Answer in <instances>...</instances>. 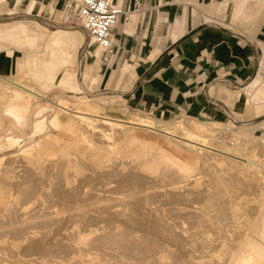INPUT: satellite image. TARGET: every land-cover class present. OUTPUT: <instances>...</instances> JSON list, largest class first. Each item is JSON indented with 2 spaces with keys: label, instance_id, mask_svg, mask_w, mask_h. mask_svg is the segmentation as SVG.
<instances>
[{
  "label": "rangeland",
  "instance_id": "obj_1",
  "mask_svg": "<svg viewBox=\"0 0 264 264\" xmlns=\"http://www.w3.org/2000/svg\"><path fill=\"white\" fill-rule=\"evenodd\" d=\"M28 1L29 0H21V2L17 3L14 2V0H5L4 2H2L0 5V28L3 29L10 28L11 26L16 25L18 23H24L29 27V29L34 31L36 34L40 36L43 35L45 39L48 38L52 30L58 28H64L68 30H80L85 34V32L83 31V29L79 24L75 22L73 23L65 22L63 17L65 10L67 8L68 10L69 8H71L72 10L76 8L77 0H38L39 3L36 5L33 12L31 11L30 13L27 9ZM178 1L179 4H182L179 6L180 8L183 5L186 6V8H184V12L182 9L183 14L185 15L184 17L185 26L194 25V24L202 25L204 23L212 22L213 17H206V16L203 17L202 15L204 8L205 10L208 11L209 8L208 5H210L209 11L212 16L221 14L222 18L224 16V18H226L229 22H231V24L222 23L226 26L230 25L232 28H235L234 26L241 24L245 18L249 19L248 17L249 14H248L247 16H245V18L232 21L228 10L220 11L215 8L218 2H227L228 4L234 5L236 0H210V3L207 2L205 7L202 3L203 0L200 1L178 0ZM168 2L173 3L171 1ZM42 3H44V5L50 8L53 7L52 8L53 12L49 13L47 10H43L41 12L40 8H42ZM191 7L195 9V12L192 14L191 12H189ZM250 21L248 20L247 23H249ZM212 23L219 24L214 21ZM118 43L119 42H113L112 46L100 52V55L98 56L95 55L97 49L99 47L104 48V46H101L98 42L92 43L91 39L88 38L86 35L85 44L82 48H79L75 62L70 63L67 66V69L70 70L71 72L72 71L77 72V79L80 83L81 88L83 89V93L72 92L70 89L60 86L56 82H50L48 86H44L45 80L38 78L34 73L30 71L29 67L19 68L18 66L15 65V62L13 61L11 66L4 69L2 64L0 63V76L11 78L14 80L19 79L20 81H23V83L26 85L25 88L28 89V91L22 90V92L25 94L23 95L28 96V98L31 95L30 97L31 103L30 104L28 103L30 107H28V109L26 110L23 109L24 111H22L21 109L23 113L21 112L20 113L23 114V116L21 115L20 119L22 118V120L18 121L19 123L24 121L27 123L25 122L21 123V125L18 128L16 126L14 127L12 123H10V121L11 122L13 121L14 117L13 116L10 117L7 114H6L7 116L5 117V113L3 110V108H6L11 105L12 103V99H10L11 97L14 100V97L12 96L13 92L12 90H10L12 88L10 87L6 88L7 86H4L0 81V101H1L0 107L1 106L3 107L0 108L3 111L2 112L0 110V112L2 113V114L0 113V118L2 117L0 119V135L2 136L5 134L12 135L13 133V135H19L18 137H20L22 140L21 143H19L17 146L16 145L13 147L4 146L0 148V201H2L0 202V264L2 262H4L3 264L6 263L21 264L22 262H23L22 264H83L82 261L85 260L84 258L87 257H91V258L94 257L93 261L95 262H96L95 259L97 258L98 260L97 262H99L100 264H105V263L106 264L107 263L108 264H115V263L116 264H229L230 261L228 259H231V255H232L231 252H233L232 249H234L233 244H237L236 242L241 241L239 237L243 236V239H245V237H248V239L252 238L254 239L255 242L257 243L260 242L259 244H261V242L263 241L261 239H260L261 241L258 240L259 237H257L256 235L254 236L252 233H250L249 227L246 228V226L249 225V224L247 225L246 221L248 220V223L253 221L254 217L256 216L257 209L259 210V208L262 205L261 203H263L262 191L260 188L258 187L256 188V186L255 188H253L254 185L253 186L249 185L250 184L249 182H248V186H251L252 188L248 187L246 185L247 184L246 181L242 182L244 179L241 178L242 179L241 180L240 176L238 175L237 176L239 177V179H237L235 177L236 174L233 173L234 170L230 171L226 168L222 169L221 167L216 166L219 168L218 170L221 169L220 171L224 172V173L219 172L222 173V176L224 174L221 180L224 181L223 182L218 181L221 182V184H218L217 182V185L219 187L216 188L215 186L216 184L214 182H216L217 180L214 181L215 178L213 175L215 173H213L212 170H210L209 167L205 165L203 168L197 169V171L202 172L200 176L203 178L202 180L200 179V181L197 182L199 183V185L195 184L196 185L195 186L193 185V183L195 182H193L191 183L192 185L191 184L189 185L190 187L192 186V188L188 187L189 188L187 189L188 191H184L186 190L185 186L186 187L188 186L186 184L187 182L185 183L182 182L181 181L182 179L178 176L176 171H174V173L172 172L165 173L164 176L162 175L161 177H160L161 173L160 174L157 173V176H155L154 175L155 173H152L153 171L151 172L149 169L146 168L144 169L147 171L146 172L140 166H137L138 164H136L135 162L132 163L133 161L131 160L132 161L131 162L129 160L131 158H123V162H124L123 164V162L121 161L122 153L118 154L117 155L118 157L116 159L117 161L120 160L119 162L121 163L114 161V162H110L111 164L110 163H106L107 165L102 164L104 167H102V165L99 166V163L92 162L89 158H86L87 157L86 155L88 153L87 152L85 153L82 144L74 143V141H76L75 140L76 137L73 134L61 130L62 126H60L61 128L60 127L56 128L55 126L50 125V120L54 117V115L58 111L57 108L55 107L56 101L58 102L61 99H64L67 100L70 104L76 105L79 104L81 100H86L88 101V103L98 104L103 110V113L115 115L125 120H129L134 116H139V117H152L157 121L167 124L168 123L175 124L177 121H182L186 125L191 121L199 122L202 124H209L207 128L208 129L210 128L211 131L213 132V134L211 133L212 137L215 139L216 144L218 143L217 145L219 147L220 146L224 147L225 144H226L225 146L234 147L236 146L235 144L241 143L240 150L242 151L243 154L246 155H249L250 153L253 154L254 153L253 150H255L253 147L257 146L256 147L257 153L263 155V147L261 144L260 137L264 136V107L261 108L260 110H256L255 108H250L247 106L248 112L250 113L248 114V116L253 117V115L263 114L261 117L254 118V120L249 122H246V120H244L246 117L245 115L231 110H228V112H226L228 118L224 120L223 118L219 117L218 113L214 114L210 111L201 112L198 115H193L188 111V109L185 106H181L176 109L173 108L172 106L171 110L165 109L166 107L165 105L161 106L162 107L161 110H159V108H152L151 110H140L138 108L131 107L130 103H132L133 100L132 102H130V96L133 95L134 91L137 89L138 85L140 84V79H138V77L136 79H133L130 76V74L127 73L125 77H122V79L116 82L117 80L116 78L112 80L108 78L103 80V75L107 72L108 69H110L112 71L113 70L116 71L115 77L118 78V76L121 74V68L126 63L133 65L138 70L141 66L145 65L143 64L144 58L136 57V56L125 58L124 54L127 53V50L124 51L122 47H118ZM129 45L130 43H128V46ZM146 45L147 47H149L148 42H146ZM40 51H41L40 58L46 60L50 59L49 52L44 50L42 46H40ZM2 53H3V48L1 49L0 55ZM262 57L259 59L258 62V71ZM90 69H95L98 71V73L100 74V77L98 78L99 82L92 84L89 81H85L83 79L85 72ZM257 74L258 72L254 76V78L257 76ZM252 80H250L248 84ZM248 84H246V86ZM1 89L2 90L4 89V91L2 92ZM235 89L237 91L240 90V88H235ZM200 90L204 94L205 93L207 95L210 94L207 86L201 87ZM29 91L34 92V94L43 93L45 94V96L37 99L35 98L33 93L30 94ZM237 91L234 94H237ZM5 101L7 102L9 101V102L6 103ZM14 103L16 102L13 101V104ZM213 104L215 106L218 105L217 103H213ZM41 105L47 106V108L45 112L41 116H39L36 111V108L38 106L42 107ZM126 109L129 112H126ZM24 113H27V116ZM129 113L132 114V117H130ZM42 116L47 118L46 127L44 126L42 131H36L34 128V123L38 118H41ZM8 117H10L12 120L10 118L8 119ZM14 121L17 124H19L16 120ZM8 132H10L11 134ZM137 133L138 136L140 137V142L144 144L146 147L148 144V147L147 148L145 147V149L146 150L148 148L152 149L151 150L152 153L156 149L160 151L163 149V151L165 152L167 151V153L172 154L173 156L177 157L182 161H189L191 163H195L197 159L200 161L199 166L208 164L215 157L209 151H208L209 153L207 154L206 153L207 151L201 150L200 152L202 154L201 153L197 154L195 150L189 149L187 147L184 148L180 147L178 151H175L172 147H169L167 145V140L161 134L153 131L137 130ZM52 134H57L59 136H62L64 137L65 141L69 140V143L71 142V145L67 144L68 147L66 146L60 147L61 149L64 148L66 151L63 149V151L60 152L59 149L58 150L55 149L54 143L48 137L49 135ZM88 134L90 139L94 141L97 140L96 139L97 135L93 134L94 136L91 138L90 135L92 136V134L91 133ZM118 135L117 138L120 137V135L119 136ZM238 138H241V140L244 142L242 143V141H240ZM46 140L48 141V143L46 142ZM50 143L51 146L53 145L54 148L48 145ZM134 143L131 146L133 147L135 145L137 146V143L135 144ZM170 143L173 144V142L171 141ZM155 146L158 148L155 149L154 148ZM197 147L199 146L197 145ZM26 148H29V150L27 152H23ZM1 151L3 154L1 153ZM151 152L148 154H151ZM33 154L35 156L31 158ZM84 155L86 157H83ZM199 157H203L204 158L203 160H205V162L209 157H211L212 159L209 158L210 160L207 161L208 163H201L203 160H201ZM68 161L70 163H68ZM67 165H69L68 168L71 165L73 167L71 168L72 170H70V168L65 169ZM114 165H116L117 168ZM121 167L122 168L124 167V169L128 172L127 175L130 176H133V174L143 175L144 176L143 178H145L144 181L143 180L140 181L141 183L138 181L137 182L138 184L133 182L135 184V185L132 184L133 186L131 184H130L131 186L129 184L125 186L122 185L119 179L120 175H118L123 173V169ZM101 168H104L103 171ZM133 169H135V171L132 172ZM65 170H69L68 176ZM105 170H107V173ZM227 170L230 172H227ZM98 171L100 173L101 172L103 173L105 171V173L103 174L101 173L102 174L101 175ZM127 172L123 173L124 177L127 176L125 175ZM142 173H144L145 175ZM256 173H257L258 181L256 180L255 181L262 182L261 179L263 178H261V176L262 177L264 176L263 174L264 169L258 168ZM210 174L212 175V179L214 178L213 180L214 182L211 180ZM67 181L70 183H68ZM117 181L119 184L117 183ZM208 181H210L211 184L208 183ZM85 182L87 183V185ZM206 183H208L210 187ZM182 186L184 188L180 189ZM214 186L217 189V192H215L216 191L215 188L213 189ZM176 187L177 188L180 187L179 188L180 190L176 189ZM193 187L195 188L197 187L196 189L198 190L192 191ZM64 189L67 191L66 195ZM211 189L213 190V193ZM109 190L112 191L115 195L109 192ZM155 190L156 192L159 191L158 192L159 194H162L163 192L166 194L168 190L169 191L174 190L175 197L179 196V195L177 196L176 193L181 192L183 199L182 197L178 198L180 200L179 201L175 197L174 198L170 197L169 196L170 192L167 193L168 195L167 197H162V199L161 198L158 199V196H156L154 199H151V197L148 196L149 193L145 194V192L147 193ZM189 190L191 191V193L193 192L195 194V197L194 195L189 196L191 193H189L188 195ZM202 190L204 191L203 193L205 194L202 193ZM78 192L79 195L82 193L80 196L78 195L79 198L77 196ZM125 192L127 195H136L137 193L138 195L141 194L143 196L142 197L140 195L141 199L145 197L147 198L148 196L149 199L145 198L144 200L146 201L142 202V204L144 203L141 207L142 210L138 209L137 211H135V214L132 212L139 219H142L143 217L147 218V216H149L148 215L149 212H152L149 210H153V214H155L158 212L160 213L161 210L173 208L174 222L168 223L169 224L168 227L170 228H168L167 230L169 231L167 232V230L164 229L163 230L164 232L159 233V232H155L150 226L148 227V224L146 225L145 223H141V225L143 224L141 226L132 223V221L129 223V219L128 221H125L127 220V218L109 217L110 215H107L108 212L107 211L105 212V210H107L106 206H109L106 204L108 203L110 204V201L113 205L116 206V208L120 206L121 207V209L119 207L120 210H125V208L127 209L128 206L126 205L125 202L108 199L107 197L110 194L113 197L114 196L119 197L120 194H122L120 196L125 197L126 196V194H124ZM185 192L189 197L184 195ZM199 192L200 194L202 193L203 195L201 194L200 196H198ZM206 192L208 194H206ZM70 193L73 195L74 198L71 197ZM117 193L119 195H116ZM4 194L8 196L7 199L6 197H4L5 196ZM69 195L70 197H68ZM91 195L93 196V198ZM75 198L78 199L76 200ZM170 198L174 199L175 202L174 200L171 202L172 199L170 200ZM222 198L223 199L226 198L225 201H223ZM81 199H83L85 202ZM176 199L178 200L177 202ZM227 199L228 200L232 199V200L231 201L229 200L230 201L229 202L227 201ZM91 200L92 202L97 201L99 203L97 205H93L91 204ZM166 201L172 203V205L170 203H166ZM229 203H231L232 206L234 204L236 205V207L233 210H236L238 215L235 214L236 212L234 213L233 210H230L231 205ZM83 204L85 206H83ZM167 204H170L171 206L170 205L168 206ZM100 207H102L103 210ZM255 208H256L255 210L256 212L254 211L255 212L254 214L253 210ZM130 210L128 208L127 211L130 213L132 211ZM102 211H104L105 213ZM146 211L148 214L145 213ZM220 212L221 213L224 212L225 214L224 217L222 216L224 221L220 216H218L219 214H221ZM232 212L234 213V216L231 214ZM74 213L76 214V216ZM250 213L254 215L252 216ZM140 214L141 215L146 214L147 216L146 217L141 216ZM79 215H83V216H79ZM97 215L101 217L97 218ZM235 215H237L238 218L235 217ZM160 218H161L160 219L161 223L163 222L165 223V220L162 219L161 215ZM234 220L235 223L232 222ZM239 222L240 223L243 222V225L238 224ZM235 224H238L241 227H238V225L235 226ZM240 229L241 230L244 229L243 231L244 233L243 234L241 233L242 235L239 234L240 232H236V234L240 235L239 237L233 235V233L235 234L234 231H239ZM224 234L227 235L226 236L227 238L224 237L225 236ZM229 238H231V241ZM233 238L234 240L236 239L237 241L235 240L234 242ZM37 242L41 243L45 249H43L42 251L36 250V252L33 251L30 253V251H28L26 247L31 246ZM83 242L88 243V246L85 247L86 249H83L82 247ZM262 244L264 243L262 242ZM27 251L28 253H26ZM29 260H31L30 263Z\"/></svg>",
  "mask_w": 264,
  "mask_h": 264
},
{
  "label": "crops",
  "instance_id": "obj_2",
  "mask_svg": "<svg viewBox=\"0 0 264 264\" xmlns=\"http://www.w3.org/2000/svg\"><path fill=\"white\" fill-rule=\"evenodd\" d=\"M114 1L125 8L134 6L137 1L144 5L142 14L133 13L128 21L119 22L114 29L113 37L114 42H119L118 47L127 50L124 54L125 58L143 57L145 65L137 70L133 65L126 63L121 68L119 79L115 77V70L108 69L103 75V80L116 78V82L127 73L133 79L137 77L140 79V84L130 96V102L133 100L130 103L131 107L140 110L152 108L161 110V106L165 105V109L171 110L172 106L175 109L185 106L193 115L210 111L214 114L218 113L224 120L228 118L226 112L231 110L245 115L246 122L263 115L248 116L250 113L247 106L256 110L264 107V0H236L234 5L218 2L215 8L220 11L228 10L232 21L245 18L249 14V19L245 18L241 24L235 25V28L222 24H231V22L224 16L222 18L221 14L212 16L209 11L210 5L208 11L203 9L202 15L213 17L212 22L219 24L210 22L185 26L183 12L186 6L180 8L182 4H179L178 0ZM14 2L19 3L21 0ZM207 2L210 3V0H203L204 7ZM38 3V0L28 1L29 13L33 12ZM40 9L41 12L43 10L53 12V9L44 3ZM189 12L192 14L195 9L191 7ZM79 31L58 28L52 30L45 39L43 35L36 34L24 23H18L10 28H0V52L3 48L0 63L4 69L11 66L13 61L19 68L29 67L31 72L40 69L48 84L56 82L72 91V88L75 85L80 86V83L77 72H71L67 66L76 60L79 48H82L86 41V35ZM49 38L52 40L50 41ZM40 46L49 52V60L40 58ZM103 50L105 49L99 47L95 55L99 56ZM99 77L97 70L90 69L85 72L83 79L95 84L99 82ZM250 80L252 81L248 84ZM203 86L208 87L210 94H204L200 90ZM79 88L82 91L79 93H83L81 86ZM235 88L240 90L237 91ZM236 91L237 94H234ZM250 91L253 93L249 94ZM72 92L76 93V91ZM85 101L81 100L78 105L84 108H96L95 110L105 118L125 120L103 113L98 104ZM213 103L218 105L215 106ZM126 112L129 111L126 109ZM260 140L264 144V136H261Z\"/></svg>",
  "mask_w": 264,
  "mask_h": 264
},
{
  "label": "bare ground",
  "instance_id": "obj_3",
  "mask_svg": "<svg viewBox=\"0 0 264 264\" xmlns=\"http://www.w3.org/2000/svg\"><path fill=\"white\" fill-rule=\"evenodd\" d=\"M4 1V0H3ZM0 2H2V0L0 1ZM32 4V3H31ZM1 5V4H0ZM53 7H51L50 9H52ZM50 12V11H49ZM71 31V30H70ZM79 31V30H78ZM58 32V31H57ZM56 32V33H57ZM80 32V31H79ZM71 33V32H70ZM53 34H54V32H53ZM58 34V33H57ZM74 35H77V34H75L74 33ZM79 35V34H78ZM83 35V34H82ZM85 36V35H84ZM83 36V37H84ZM76 37V36H75ZM52 38V37H51ZM74 38V37H73ZM73 38H72V40H73ZM77 38V37H76ZM78 39H79V37H78ZM49 40H50V38H49ZM52 40V39H51ZM50 40V41H51ZM86 40V39H85ZM49 42V41H48ZM74 42H76V41H74ZM74 42L72 43V45L74 44ZM92 43H94V40H92L91 41ZM74 46V45H73ZM101 46H104V45H101ZM63 47V46H62ZM76 47V46H75ZM75 47H74V50H75ZM104 49L106 50V49H108L107 47H104ZM59 50H61V49H59ZM63 50V49H62ZM61 50V51H62ZM69 50H70V48H69ZM76 50H77V47H76ZM59 53V52H58ZM53 54V53H52ZM55 54V53H54ZM66 55V54H65ZM60 57V56H59ZM73 58H74V56H73ZM67 59V58H66ZM74 61V60H73ZM72 61V63H74ZM70 62V61H69ZM66 63V62H65ZM71 63V62H70ZM40 70V69H39ZM32 71V73H34L38 78H41V79H43V80H45L44 79V75L41 73V71ZM64 74V72L62 73V75ZM75 75V74H74ZM75 77V76H74ZM0 78H1V83L4 85V86H7L6 88H8V87H10V88H12V89H10V90H12V96L14 97V100H13V98L11 97L10 98V96H9V98L10 99H12V103H11V105L10 106H8V107H6V108H3L2 106L0 107V108H3V110H4V113H5V117L8 115V116H10V117H14L13 118V121L11 122L10 121V123H12V125L15 127H19L20 125H21V123H24V122H21V123H19L18 121L19 120H22V118L20 119V117H21V115L23 116V114H21V113H23L22 111H24V110H26V109H28V107H30L29 105H28V103L30 104L31 103V100H30V97H31V95H30V97L28 98V96H24L25 94L22 92V90H25V91H28V89H26L25 87H26V85L23 83V81H20L19 79H11V78H6V77H3V76H0ZM77 80V79H76ZM256 82V81H255ZM79 84V83H78ZM251 85V84H250ZM249 85V86H250ZM44 86H48V83H47V81H45V85ZM79 86V85H78ZM77 85H75V87H73L72 88V91H76V93H77V91H78V93H79V91L80 92H82L81 90H80V86L78 87ZM67 88V87H66ZM5 89V88H4ZM4 89L2 90V92L4 91ZM31 91V90H30ZM29 91V93L30 94H32L33 93V95L35 96V98H37V99H39V98H41V97H44L45 96V94H43V93H36V94H34V92H30ZM34 91V90H33ZM245 91V90H244ZM241 92V91H240ZM240 92H239V94H240ZM7 93H8V91H7ZM26 93H28V92H26ZM251 93H253L252 91H250V93L249 94H251ZM24 94V95H23ZM247 94V93H246ZM28 95V94H27ZM4 96H5V94H4ZM3 96V97H4ZM6 97H7V95H6ZM249 97H250V95H249ZM2 100V99H1ZM8 100V99H7ZM10 101V100H9ZM8 101V102H9ZM13 101H15L16 103H14L13 104ZM249 101V100H248ZM3 102H4V100H3ZM6 103H8L7 101H5ZM84 102V101H83ZM86 102V101H85ZM0 103H1V101H0ZM5 104V103H4ZM254 104V103H253ZM6 106V105H5ZM4 106V107H5ZM42 107H40V106H38L37 108H36V111H37V113H38V115L39 116H41L44 112H45V110H46V108H47V106H43V105H41ZM55 107L57 108V113L54 115V117L50 120V125H53V126H55L56 128H58V127H60V126H62V129L61 130H63V131H65V132H70L71 134H73L76 138H75V140L76 141H74V143H77V144H82V146H83V149L85 150V153L87 152L88 154L85 156H83V157H86V158H89L92 162H96V163H99V166L100 165H102V164H106V163H110V162H114V161H117L116 159H117V155L118 154H120V153H122L121 155H122V162H123V158H131V159H129L132 163H136V164H138L137 166H140L143 170L144 169H149L152 173H155L154 175L155 176H157V173H161L160 174V177L163 175L164 176V174L165 173H168V172H172V173H174V171H176V173L178 174V176L182 179L181 181L182 182H187L186 184L188 185L187 187L185 186V188H186V190H184V191H188L187 189H189L188 187H190L189 185L191 184V183H193V182H195V183H193V185H195V184H198L199 185V183H197L198 181H200V179L202 180L203 178L200 176L201 175V171H197V169H201V168H203L205 165L206 166H208L209 167V169L210 170H212V172L213 173H215V174H213L214 175V178H215V180H214V178L212 179V175H211V180L213 181H216V182H214L216 185V188L217 187H219L218 185H217V182L218 181H221L222 180V178H223V176H224V174H223V176H222V173H219V172H223V171H220V170H218L219 168L218 167H221L222 169L224 168H226V169H228V170H230V171H233V173H235L236 174V178L237 179H239V177L238 176H240V179L241 178H243L244 180L242 181V182H244V181H246V185L248 186V182L250 183L249 185H251V186H253V188H255V186H256V188L258 187V188H260L261 189V191H262V200H263V203H259L260 205H261V207L259 208V207H256V208H259V210L257 209V213H256V216L254 217V219H253V221L252 222H249L248 223V220L246 221L247 222V225L248 226H246V228L247 227H249V231H250V233H252L254 236L256 235L257 237H259V239L258 238H255V239H258V240H263L262 242L264 243V176L262 177L261 176V178H263V179H261L262 180V182H256V181H258L257 180V173H256V171L258 170V168L259 169H264V161H263V157H264V149H263V155H260V154H258L257 153V149H256V147L257 146H254L253 148L255 149V150H253V154H249V155H246V154H243L242 153V151L240 150V144L241 143H237V144H235L236 146H234V147H229V146H225L224 145V147L223 146H218L217 144H216V142H215V139L212 137V134H213V132L211 131V129L209 128H207V126H209V125H205V124H202V123H199V122H193V121H191V122H189L187 125L185 124V123H183L182 121H177L175 124H167V123H161V122H158V121H156L154 118H151V117H139V116H134L133 118H131V119H129V120H114V119H109V118H105V117H102L101 115H100V113L98 112V110H95V109H92V107L90 108V107H87V108H84V107H82V106H80V105H78V104H76V105H72V104H70L67 100H64V99H61L60 101H56V103H55ZM21 109H22V111H21ZM24 109V110H23ZM1 110V109H0ZM2 111V110H1ZM3 112V111H2ZM21 112V113H20ZM1 113V112H0ZM2 114V113H1ZM7 114V115H6ZM26 116H27V113H24ZM24 115V116H25ZM3 116H4V114H3ZM10 117H8V119L10 118ZM2 118V117H1ZM0 118V119H1ZM16 118V119H15ZM24 118V117H23ZM11 119V118H10ZM12 120V119H11ZM14 120H16L19 124H17ZM25 123H27V122H25ZM46 124H47V118H45V117H41V118H38L37 120H36V122L34 123V128H35V130L36 131H42L43 130V127L45 126L46 127ZM10 125V124H9ZM9 125H7V126H9ZM216 125V124H215ZM11 126V125H10ZM23 126V125H22ZM217 126V125H216ZM219 126V125H218ZM4 127V126H3ZM61 128V127H60ZM214 128V127H213ZM11 130V129H10ZM16 130V129H15ZM137 130H146V131H153V132H156V133H159V134H161L166 140H167V145L169 146V147H172L175 151H178L179 150V148L180 147H187V148H189V149H192V150H195V152L197 153V154H200L201 152V150H205V151H207L206 153L208 154L209 152L211 153V154H213L212 156L214 157L213 158V160L212 161H210L209 163L207 162V161H209L210 159L209 158H211V157H207L208 159L206 160V162H205V160H203L204 158L203 157H199L201 160H203L201 163H208V164H201V165H203V166H199V164H200V161L199 160H197L196 159V161H195V163H191V162H189V161H182V160H180V159H178L177 157H175V156H173L172 154H170V153H167V151L165 152V151H163V149L160 151V150H158V149H156V148H158V147H154L156 150H158V151H154L153 153L151 152V150L152 149H145V145L144 144H142L141 142H140V137L138 136V133H137ZM8 133H10V132H8ZM88 133H91L92 134V136L90 135V137L92 138L94 135H97V137H96V139L98 140V142H97V140L96 141H94V140H92V139H90L89 138V134ZM212 133V134H211ZM11 134V133H10ZM94 134V135H93ZM120 135V137L119 138H117V135ZM118 135V136H119ZM19 135H13V133H12V135H7V134H5V135H0V148L1 147H4V146H6V147H13V146H17L19 143H21V138L20 137H18ZM49 137V139L54 143V145H55V149H59L60 150V152L61 151H63V149H61L60 147H68L67 146V144H69V145H71V142L69 143V140H64V137H62V136H59V135H57V134H52V135H49L48 136ZM239 137V136H238ZM46 138V137H45ZM48 139V138H47ZM240 141H242L241 140V138H238ZM42 140V139H41ZM245 140V139H244ZM44 141V140H43ZM43 141H42V143H43ZM170 141L171 142H173V144L172 143H170ZM46 142L48 143V141L46 140ZM137 143V146L135 147H133V146H131L133 143ZM244 141H242V143H243ZM134 143V144H135ZM145 143V142H144ZM225 143V142H224ZM44 144H46V143H44ZM149 144H151V143H149ZM153 144V143H152ZM261 144H262V146H263V148H264V144H263V142H261ZM49 146H51V143L50 144H48ZM47 145V146H48ZM197 145L199 146V147H197ZM234 145V144H233ZM245 145V144H244ZM159 146V145H158ZM52 148H54L53 147V145L51 146ZM147 147H148V144H147ZM146 147V148H147ZM149 147H150V145H149ZM195 147V148H194ZM245 147H247V146H245ZM70 148V147H69ZM160 148V147H159ZM5 149H7V148H5ZM161 149V148H160ZM29 150V148H26L23 152H27ZM65 150V149H64ZM66 151V150H65ZM64 151V152H65ZM151 152V154H148V153H150ZM204 151V152H205ZM209 151V152H208ZM252 151V150H251ZM5 152H6V150H5ZM203 152V151H202ZM1 153H2V151H1ZM36 153H37V151H36ZM63 153V152H62ZM80 153V152H79ZM3 154V153H2ZM22 154V153H21ZM26 154H28V153H26ZM25 154V155H26ZM32 154V153H31ZM40 154V153H39ZM202 154V153H201ZM24 155V154H23ZM38 155V154H37ZM120 155V156H121ZM33 156H35L34 154L31 156V158H33ZM40 156V155H39ZM204 156H205V154H204ZM210 156V155H209ZM29 157V156H28ZM27 157V158H28ZM198 158V159H199ZM263 158V159H262ZM26 159V158H25ZM84 159V158H83ZM121 159V158H120ZM212 159V158H211ZM33 160V159H32ZM128 160V159H127ZM73 161V160H72ZM71 161V162H72ZM120 161V160H119ZM119 161H117V162H119ZM126 162V161H125ZM68 163H70L69 161H68ZM119 163H121V162H119ZM119 163H117V164H119ZM111 164V163H110ZM115 164V163H114ZM123 164H124V162H123ZM107 165V164H106ZM109 165V164H108ZM215 165V166H214ZM68 166L69 165H67L66 167H65V169L66 168H68ZM112 166V165H111ZM114 166H116V165H114ZM121 166V165H120ZM199 166V167H198ZM216 166H218V167H216ZM76 167V166H75ZM74 167V168H75ZM102 167H104L103 165H102ZM217 169H216V168ZM70 170H72L71 168H73L71 165H70ZM68 168V169H69ZM107 168V167H106ZM112 168V167H111ZM116 168H117V166H116ZM122 168V167H121ZM138 168V167H137ZM207 168V167H206ZM216 170H215V169ZM102 169V171H103V169L104 168H101ZM100 169V170H101ZM118 169H120V168H118ZM123 169V173H125V172H127L125 169H124V167L122 168ZM122 169H120V170H122ZM177 169V170H176ZM214 169V170H213ZM137 170V169H136ZM208 170V169H207ZM227 170V172H230V171H228ZM67 173V176H68V171L69 170H65ZM106 171V173H107V170H105ZM105 171L103 172V173H105ZM125 171V172H124ZM131 171V170H130ZM129 171V172H130ZM133 171H135V169H133L132 170V172ZM144 171H146V170H144ZM209 171V170H208ZM207 171V172H208ZM218 171V172H217ZM72 172V171H71ZM99 172V171H98ZM111 172V171H110ZM116 172V171H115ZM121 172V171H120ZM147 172V171H146ZM149 172V171H148ZM150 172V173H151ZM205 172V171H204ZM226 172V171H225ZM100 173V172H99ZM102 173V172H101ZM100 173V174H101ZM102 173V174H103ZM112 173V172H111ZM123 173L122 174H118V175H120L119 176V179H120V183H122V185H132V184H134L133 182H135V183H137L138 181L140 182V181H144V179L145 178H143L144 176L143 175H141V174H136V175H134L133 174V176H130V175H127L128 174V172L125 174V175H127L126 177H124V175H123ZM209 173V172H208ZM224 173V172H223ZM259 173V172H258ZM101 174V175H102ZM113 174V173H112ZM142 174H144V173H142ZM232 174V173H231ZM264 174V173H263ZM75 175V174H74ZM145 175V174H144ZM151 175V174H150ZM153 175V174H152ZM209 175V174H208ZM238 175V176H237ZM66 176V175H65ZM114 176V175H113ZM122 176H123V179H122ZM148 176V175H147ZM149 177V176H148ZM151 177V176H150ZM169 177V176H168ZM235 177H233V178H235ZM117 178H118V176H117ZM147 178V177H146ZM153 178V177H152ZM151 178V179H152ZM179 178V179H180ZM99 179V178H98ZM118 179V180H119ZM154 179V178H153ZM157 179V178H156ZM159 180V179H158ZM172 180V179H171ZM242 180V179H241ZM256 180V181H255ZM173 181V180H172ZM211 181V182H212ZM224 181V180H223ZM223 181H221V182H223ZM68 182V181H67ZM178 182V181H177ZM180 182V181H179ZM212 182V183H213ZM221 182H218V184H221ZM68 183H70V182H68ZM86 183V182H85ZM106 183V182H105ZM117 183H118V181H117ZM124 183V184H123ZM141 183V182H140ZM147 183V182H146ZM145 183V184H146ZM168 183V182H167ZM183 183V184H184ZM208 183H210V181H208ZM208 183H206L207 185H208ZM99 184V183H98ZM119 184V183H118ZM138 184V183H137ZM160 184V183H159ZM211 184V183H210ZM67 185V184H66ZM65 185V186H66ZM69 185V184H68ZM86 185H87V183H86ZM130 185V186H131ZM135 185V184H134ZM180 185H182V184H180ZM179 185V186H180ZM192 185V184H191ZM133 186V185H132ZM139 186H141V185H139ZM153 186V185H152ZM162 186V185H161ZM196 186V185H195ZM209 186V185H208ZM212 186V185H211ZM215 186L213 187V189L215 188ZM251 186H248V187H251ZM157 187V186H156ZM160 187V186H159ZM178 187V186H177ZM176 187V189H179V188H177ZM205 187V186H204ZM210 187V186H209ZM71 188V187H70ZM151 188H153V187H151ZM154 188H155V186H154ZM175 188V187H174ZM182 188H184L183 186L180 188V189H182ZM190 188H192V186L190 187ZM195 187H193V190L192 191H195V190H198V189H194ZM215 188V189H216ZM252 188V187H251ZM66 189V188H65ZM64 189V191H65V195H66V193H67V189L65 190ZM159 189V188H158ZM169 189V188H168ZM179 189V190H180ZM79 190V189H78ZM115 190V189H114ZM120 190H122V189H120ZM150 190H152V189H150ZM179 190H178V192H179ZM191 190V189H190ZM189 190V192H188V195H189V193H191V191ZM207 190V189H206ZM212 190V189H211ZM93 191V190H92ZM141 191H143V190H141ZM177 191V190H176ZM181 191H183V190H181ZM59 192V191H58ZM69 192V191H68ZM91 192V191H90ZM109 192H111L113 195H115L112 191H110L109 190ZM117 192V191H116ZM115 192V193H116ZM145 192V191H144ZM159 192V191H158ZM158 192H156V190L155 191H150V192H145V194H148V196H150L151 197V199H154L156 196H158V199L159 198H161L162 199V197H167L168 195H167V193L168 192H170V194H169V196L170 197H175L174 196V190H171V191H169L168 190V192L165 194L163 191H161V192H163L162 194H159ZM204 191L202 190V193H203ZM215 192H217V189H216V191ZM121 193H123V192H121ZM129 193V192H128ZM151 193H152V195H151ZM201 193V194H202ZM212 193H213V190H212ZM58 194V193H57ZM71 194V193H70ZM82 194V193H81ZM80 194V195H81ZM84 194V193H83ZM88 194V193H87ZM109 194V193H108ZM124 194H126V192L124 193ZM143 194V193H142ZM192 194V195H191ZM189 196H193L194 195V197H195V194L192 192ZM200 194V192H199V195L198 196H200L201 195ZM203 194H205V193H203ZM202 194V195H203ZM206 194H208L207 192H206ZM5 195V194H4ZM8 195V194H7ZM62 195V194H61ZM68 195V194H67ZM79 195V192L77 193V196ZM79 195V196H80ZM116 195H119L118 193L116 194ZM120 195H122V194H120ZM119 195V197H113L111 194L107 197V195H106V197L108 198V199H112V200H117V201H120V202H125L126 203V205L128 206H126L127 207V209L125 208V210H120L121 209V207L120 206H118V208H116V206L115 205H113L112 203H111V201H110V204L108 203V204H106V205H109V206H106V208H107V210H105V212L107 211L108 212V214L107 215H110L109 217H118V218H127V220H125V221H128V219H129V223L132 221V223H135L136 225H141V223H145L146 225L148 224V227L150 226L155 232H164L163 230L164 229H168V228H170V227H168L169 226V224L168 223H173L174 222V210H173V208L172 209H170V208H168V209H165V210H161V212L159 213H155V214H153V210H149V211H152V212H149V214L147 213V211L145 212V213H147L149 216H147L146 214H140L141 216H147V218H142V219H139L137 216H135L134 214H135V211H137L138 209H140V210H142L141 209V207H142V205L144 204H142V202L144 201H146V200H144L145 198H143V199H141L140 197L142 196L141 194V196L140 195H138V193L136 194V195H127L126 194V196L125 197H122V196H120ZM176 195L178 196V197H175V198H181L182 197V195H181V192H179V193H176ZM184 195L185 196H187V194H186V192L184 193ZM197 195V194H196ZM79 196H78V198H79ZM92 196V195H91ZM148 196H147V198H148ZM185 196H184V198H185ZM189 196H187V197H189ZM4 197H6V199H7V197L8 196H4ZM4 197H3V199H4ZM68 197H70V195L68 196ZM71 197H73V195L71 194ZM82 197V196H81ZM80 197V198H81ZM85 197V196H84ZM143 197V196H142ZM153 197V198H152ZM205 197V196H204ZM222 197V196H221ZM74 198V197H73ZM77 198V199H78ZM86 198V197H85ZM90 198V197H89ZM92 198H93V196H92ZM146 198V199H147ZM227 198H229V197H227ZM231 198V197H230ZM5 199V200H6ZM70 199V198H69ZM76 199V198H75ZM76 199V200H77ZM149 199V198H148ZM172 198H170V200H171ZM176 199V202L179 200H177ZM182 199H183V197H182ZM181 199V200H182ZM187 199V198H186ZM226 199V198H225ZM225 199H223L222 198V200L223 201H225ZM71 200V199H70ZM81 200H83V199H81ZM80 200V201H81ZM100 200V199H99ZM169 200V201H170ZM174 199H172L171 200V202L173 201ZM185 200V199H184ZM230 201L232 200V199H229ZM228 199H227V201H229ZM57 201V200H56ZM63 201V200H62ZM73 201H74V199H73ZM84 201V200H83ZM180 201V200H179ZM191 201V200H190ZM229 201V202H230ZM0 202H2V201H0ZM58 202V201H57ZM60 202V201H59ZM85 202V201H84ZM174 202H175V200H174ZM262 202V201H261ZM61 203V202H60ZM99 202H92V200H91V204H93V205H97ZM166 203H170V202H167L166 201ZM191 203V202H190ZM226 203H228V202H226ZM233 203V202H232ZM74 204V203H73ZM119 204V203H118ZM171 205H172V203H170ZM170 204H167L168 206L170 205ZM220 204V203H219ZM230 205H231V207H230V210H233L235 207H236V205L234 206H232V204L231 203H229ZM122 205V204H121ZM162 205V204H161ZM170 205V206H171ZM177 205V204H176ZM217 205V204H216ZM215 205V206H216ZM67 206V205H66ZM83 206H85L84 204H83ZM99 206V205H98ZM145 206V205H144ZM164 206V205H163ZM221 206H223V205H221ZM220 206V207H221ZM81 207V206H80ZM86 207H88V206H86ZM103 207V206H102ZM102 207H100L101 209H102ZM104 207H105V205H104ZM119 207H120V209H119ZM125 207V206H124ZM148 207V206H147ZM158 207H160V206H158ZM173 207H174V205H173ZM187 207V206H186ZM77 208V207H76ZM93 208V207H92ZM128 208H129V210H130V208H131V212L129 213L127 210H128ZM143 208H145V207H143ZM160 208H162V207H160ZM217 208H219V207H217ZM216 208V209H217ZM228 208V207H227ZM256 208L253 210V213L255 214V210H256ZM78 209V208H77ZM83 209V208H82ZM87 209V208H86ZM90 209V208H89ZM175 209V208H174ZM186 209V208H185ZM196 209V208H195ZM229 209V208H228ZM238 209V208H237ZM13 210H15V209H13ZM95 210V209H94ZM93 210V211H94ZM96 210H98V209H96ZM103 210V209H102ZM146 210V209H145ZM183 210V209H182ZM189 210V209H188ZM225 210V209H224ZM223 210V211H224ZM74 211V210H73ZM86 211V210H85ZM191 211H192V209H191ZM193 211H194V209H193ZM215 211V210H214ZM220 211V210H219ZM219 211H217V212H219ZM234 211V213L235 214H237V211L236 210H233ZM255 211V212H254ZM79 212V211H78ZM102 212H104V211H102ZM104 212V213H105ZM134 214H133V213ZM182 212V211H181ZM100 213V212H99ZM137 213V212H136ZM151 213V214H150ZM221 213V212H220ZM234 213L232 212L231 214L234 216ZM252 213V212H251ZM250 213V214H251ZM75 214V213H74ZM78 214V213H77ZM96 214V213H95ZM138 214V213H137ZM254 214H251L252 216L254 215ZM106 215V216H107ZM139 215V214H138ZM160 215L162 216V219H164L165 220V223L163 222V223H161V221H160ZM238 215V214H237ZM237 215H235V217H237L238 218V216ZM75 216H76V214H75ZM79 216H83V215H79ZM92 216V215H91ZM180 216H182V215H180ZM218 216H220L221 218H222V216L224 217L225 216V214H224V212H222L221 214H219ZM217 216V217H218ZM231 216V215H230ZM95 217V216H94ZM99 217H101V216H98L97 215V218H99ZM105 217V216H104ZM40 218V217H39ZM82 218V217H81ZM90 218V217H89ZM184 218V217H183ZM188 218V217H187ZM213 218V217H212ZM228 218V217H227ZM232 218H234V217H232ZM46 219V218H45ZM93 219V218H92ZM234 219H236V218H234ZM15 220V219H14ZM35 220V219H34ZM89 220V219H88ZM102 220V219H101ZM110 220V219H109ZM118 220V219H117ZM219 220H221V219H219ZM222 220H223V218H222ZM230 220V219H229ZM233 220V219H232ZM238 220V219H237ZM252 220V219H251ZM36 221V220H35ZM100 221V220H99ZM115 221V220H114ZM160 221V222H159ZM224 221V220H223ZM223 221H221V222H223ZM73 222V221H72ZM232 222H234L235 223V220L234 221H232ZM236 222H238V221H236ZM245 222V221H244ZM245 222V223H246ZM26 223V222H25ZM43 223V222H42ZM45 223V222H44ZM55 223V222H54ZM109 223V222H108ZM113 223V222H112ZM121 223V222H120ZM124 223V222H123ZM126 223V222H125ZM197 223V222H196ZM36 224V223H35ZM178 224V223H177ZM180 224V223H179ZM191 224V223H190ZM238 224H241V225H243V222L242 223H238ZM238 224H235V226L236 225H238ZM11 225V224H10ZM114 225V224H113ZM126 225V224H125ZM143 225V224H142ZM141 225V226H142ZM194 225V224H193ZM201 225V224H200ZM229 225V224H228ZM246 225V224H245ZM44 226V225H43ZM174 226V225H173ZM178 226V225H177ZM181 226V225H180ZM198 226H199V223H198ZM210 226V225H209ZM224 226V225H223ZM37 227V226H36ZM217 227V226H216ZM238 227H241V226H239L238 225ZM33 228V227H32ZM111 228H113V227H111ZM141 228V227H140ZM193 228V227H192ZM200 228V227H199ZM26 229V228H25ZM108 229V228H107ZM132 229V228H131ZM139 229V228H138ZM227 229V228H226ZM237 229V228H236ZM93 230V229H92ZM136 230V229H135ZM144 230V229H143ZM165 230V231H166ZM178 230V229H177ZM241 230V229H240ZM234 231L235 232V234L233 233V235H236V236H240V235H238V234H236V232H240L239 234H243L244 232V229H242L241 231ZM27 231V230H26ZM81 231V230H80ZM141 231V230H140ZM169 230H167V232H168ZM172 231H173V229H172ZM192 231V230H191ZM83 232V231H82ZM87 232V231H86ZM110 232V231H109ZM133 232V231H132ZM11 233V232H10ZM32 233V232H31ZM72 233H73V231H72ZM79 233V232H78ZM172 233V232H171ZM246 233H247V231H246ZM245 233V234H246ZM249 233V232H248ZM3 234V233H2ZM26 234V233H25ZM241 234V235H242ZM251 234V235H252ZM163 235V234H162ZM225 235V234H224ZM250 235V236H251ZM252 235V236H253ZM30 236V235H29ZM78 236H80V235H78ZM84 236V235H83ZM154 236H156V235H154ZM227 235H225L224 237H226ZM231 236V235H230ZM253 236V237H254ZM82 237V236H81ZM96 237V236H95ZM101 237V236H100ZM212 237V236H211ZM232 237H234V236H232ZM83 238H85V237H83ZM82 238V239H83ZM227 238V237H226ZM234 238H236V237H234ZM234 238H233V241L235 242V240H234ZM242 238V239H241ZM182 239V238H181ZM187 239V238H186ZM221 239V238H220ZM230 239V241H231V238H229ZM239 239L241 240V241H239ZM239 239H238V241L239 242H236L237 244H233L234 245V249H232V248H230V249H232L233 250V252H231L232 253V255H231V259H228L229 261V264H264V244H262V242H261V244H259V243H257V242H255L254 241V239H252V238H250V239H248V237H245V239H243V236L242 237H239ZM29 240V239H28ZM203 240V239H202ZM260 240V241H261ZM83 241V240H82ZM113 241V240H112ZM171 241H172V239H171ZM213 241V240H212ZM221 241V240H220ZM224 241V240H223ZM237 241V240H236ZM191 242V241H190ZM219 242V241H218ZM32 243V242H31ZM65 243V242H64ZM78 243V242H77ZM94 243V242H93ZM79 244V243H78ZM96 244V243H95ZM162 244V243H161ZM206 244V243H205ZM209 244V243H208ZM214 244V243H213ZM207 245V244H206ZM230 245V244H229ZM88 246V243H86V242H83L82 243V247H83V249H86L85 247H87ZM93 246H94V244H93ZM98 246V245H97ZM204 246V245H203ZM19 247V246H18ZM69 247V246H68ZM90 247V246H89ZM96 247V246H95ZM208 247V246H207ZM213 247V246H212ZM230 247V246H229ZM80 248V247H79ZM183 248V247H182ZM193 248V247H192ZM26 249L28 250V251H30V253L31 252H33V251H35L36 252V250H43V249H45L44 248V246L41 244V243H39V242H37V243H34L33 245H31V246H28V247H26ZM82 249V250H83ZM90 249V248H89ZM77 250V249H76ZM171 250V249H170ZM204 250V249H203ZM213 250V249H212ZM28 251L26 252V253H28ZM89 251V250H88ZM190 251V250H189ZM45 252V251H44ZM78 252V251H77ZM91 252V251H90ZM29 253V254H30ZM48 253V252H47ZM84 253V252H83ZM36 254V253H35ZM47 255V254H46ZM111 255V254H110ZM27 256V255H26ZM82 256V255H81ZM89 256V255H88ZM93 256V255H92ZM98 256V255H97ZM116 256V255H115ZM28 257V256H27ZM32 257V256H31ZM30 257V258H31ZM24 258H25V256H24ZM193 258V257H192ZM27 259V258H26ZM33 259V258H32ZM85 260H83L82 261V263L83 264H100L99 262H97L98 260H97V258L95 259L96 260V262L95 261H93L94 260V257H87V258H84ZM120 259V258H119ZM6 260H7V258H6ZM20 260H21V258H20ZM24 260V259H23ZM35 260V259H34ZM9 261V260H8ZM36 261V260H35ZM113 261V260H112ZM191 261V260H190ZM21 262V261H20ZM28 262V261H27ZM31 262V260H29V263ZM42 262V261H41ZM108 262V261H107ZM120 262V261H119ZM193 262V261H192ZM4 262H2L1 264H3ZM23 263V262H22ZM21 263V264H22ZM33 263H34V261H33ZM60 263V262H59ZM111 263V262H110ZM221 263V262H220ZM222 263H223V261H222ZM227 263V262H226ZM6 264H8V263H6ZM106 264V263H105ZM108 264V263H107ZM116 264V263H115Z\"/></svg>",
  "mask_w": 264,
  "mask_h": 264
},
{
  "label": "built area",
  "instance_id": "obj_4",
  "mask_svg": "<svg viewBox=\"0 0 264 264\" xmlns=\"http://www.w3.org/2000/svg\"><path fill=\"white\" fill-rule=\"evenodd\" d=\"M143 10L140 1L125 8L114 0H77L76 8H67L63 17L65 22L79 24L91 41L108 48L114 42L113 32L119 22L128 21L133 13L142 14Z\"/></svg>",
  "mask_w": 264,
  "mask_h": 264
}]
</instances>
